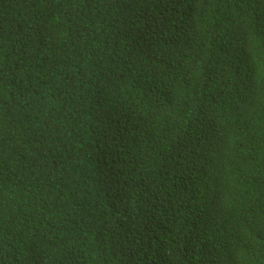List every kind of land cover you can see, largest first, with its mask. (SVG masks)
Instances as JSON below:
<instances>
[{
    "label": "trees",
    "instance_id": "1",
    "mask_svg": "<svg viewBox=\"0 0 264 264\" xmlns=\"http://www.w3.org/2000/svg\"><path fill=\"white\" fill-rule=\"evenodd\" d=\"M0 264H264V0H0Z\"/></svg>",
    "mask_w": 264,
    "mask_h": 264
},
{
    "label": "clouds",
    "instance_id": "2",
    "mask_svg": "<svg viewBox=\"0 0 264 264\" xmlns=\"http://www.w3.org/2000/svg\"><path fill=\"white\" fill-rule=\"evenodd\" d=\"M238 26H239V24L236 25L235 28H237ZM238 49H240V48H238ZM222 62H223V60L212 70V76L217 78V79H218L217 75L220 72V68L222 67ZM253 72H254V66H253L252 60L249 57L243 65L242 76H239L236 81H240L243 84H245L244 80L247 79L248 77H251ZM249 93H250L249 91L246 92V94L243 96V101L248 97ZM216 108L217 107H210L206 110H203L198 115V117H205L208 115H214L216 118H221V117H224L226 115L231 114L227 111L222 110L221 108H217V110H216ZM199 121L200 120L193 122V125L188 129L187 133H185L186 138H188L190 133H194V132H197L199 130V125H198ZM194 127H196V128L194 129ZM207 131L210 133V136L206 137V139L203 142L192 143V142H189L187 140V141H180V143H182L186 147L194 150L198 156H202L204 159H207V160H212L221 152L219 149V145L222 141V131L219 128H217L214 124H212L211 122H209V128ZM195 212H196L195 209L192 210L190 207L187 206L181 212H178L174 215L169 214V216L171 218H177L181 215H186V214L193 216V215H195ZM132 228H133L134 236H136V234L142 229V227L133 226V225H132ZM127 235L129 237H132L128 233H127ZM212 256L213 257L217 256L216 249H215Z\"/></svg>",
    "mask_w": 264,
    "mask_h": 264
}]
</instances>
